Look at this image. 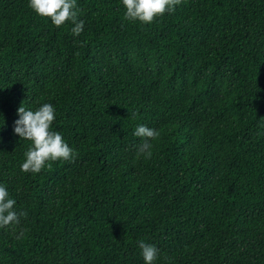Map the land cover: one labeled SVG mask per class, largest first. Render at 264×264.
<instances>
[{"label": "trees", "instance_id": "16d2710c", "mask_svg": "<svg viewBox=\"0 0 264 264\" xmlns=\"http://www.w3.org/2000/svg\"><path fill=\"white\" fill-rule=\"evenodd\" d=\"M84 29L0 0V264H264V0H179L150 24L77 0ZM75 150L38 173L17 109ZM158 130L151 155L135 128Z\"/></svg>", "mask_w": 264, "mask_h": 264}, {"label": "clouds", "instance_id": "9594fccd", "mask_svg": "<svg viewBox=\"0 0 264 264\" xmlns=\"http://www.w3.org/2000/svg\"><path fill=\"white\" fill-rule=\"evenodd\" d=\"M179 0H121L124 16L133 22L150 24L157 17L175 10ZM28 6L39 16L49 18L50 22L59 27L66 22L72 24L71 32L78 36L84 29V20L78 18L77 0H28ZM18 118L14 121L13 132L20 140L31 142L25 152V158L20 165L24 172L38 173L49 166V162L70 160L75 156V150L64 140L62 134L52 129L55 119V107L44 102L35 109L23 104L17 109ZM4 124L0 115V127ZM158 130L144 124H139L133 135L140 138L139 152L151 155V140L158 136ZM15 199L8 188L0 183V227L18 224L20 216L14 205ZM141 249L144 264H155L159 249L144 240L137 242Z\"/></svg>", "mask_w": 264, "mask_h": 264}]
</instances>
